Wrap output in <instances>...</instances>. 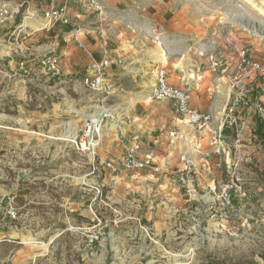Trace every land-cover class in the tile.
Instances as JSON below:
<instances>
[{
    "label": "rangeland",
    "instance_id": "obj_1",
    "mask_svg": "<svg viewBox=\"0 0 264 264\" xmlns=\"http://www.w3.org/2000/svg\"><path fill=\"white\" fill-rule=\"evenodd\" d=\"M51 1L0 0V199L14 194L18 205L16 221L0 220L24 238L0 243V264H264V123L256 115L225 128L229 163L214 171L194 158L193 187L172 169L175 181L147 187L139 204L117 190L114 177L128 170L121 165L128 136L119 131L131 121L120 109L141 85L131 76L143 53L156 60L160 50L178 52L198 67L218 54L234 66L244 49L264 64V0H99L101 9L89 0H55L68 2L73 22L47 29L42 16ZM100 17L104 38L93 29ZM33 18L37 28L26 25ZM78 26L87 42L96 38L123 58L116 92L103 106L113 114L102 116L96 158L77 146L98 112L97 95L82 86L87 66L71 74L61 67L60 84L15 73L19 47L26 59L37 52L27 39L41 43L36 35L47 30L51 44L57 36L64 43Z\"/></svg>",
    "mask_w": 264,
    "mask_h": 264
},
{
    "label": "built area",
    "instance_id": "obj_2",
    "mask_svg": "<svg viewBox=\"0 0 264 264\" xmlns=\"http://www.w3.org/2000/svg\"><path fill=\"white\" fill-rule=\"evenodd\" d=\"M89 4L94 9H101L99 0H89ZM73 16L66 1H51L43 10L42 19L44 28L51 29L58 23L68 24L73 22ZM105 18L100 17L93 23V29L100 37H105ZM85 26L76 27L70 34V41L80 49L86 50L84 39ZM23 29L19 32V36ZM22 58L17 62L15 73L20 77L28 78L35 75L46 78V81L53 84L64 83L66 78L61 70V59L68 54L67 48L57 50L56 46L33 52L30 55L33 59H26L27 49L19 47ZM211 72L221 75L223 68V56L211 54ZM122 59L115 61L109 53L100 59H93L86 67V73L82 77V86L95 93L94 104L96 109L104 108L108 100L115 94L116 87L112 82L111 68L113 64H121ZM225 73V72H224ZM43 74V75H41ZM150 76L154 79L152 83V97L157 101H169L176 110L180 126L167 131L168 143L171 146L181 144L182 166L175 170L177 181L189 187H193L194 179L192 174L198 172L194 158L201 156L204 161H210L214 156L220 160L216 166H222L223 156H225L224 131L227 127H232L237 123V115L242 112L254 114L264 123V64L257 61L246 50L238 52V59L232 72L227 74L229 88L228 99L225 102L222 115L215 116L212 113L199 111L192 107V95L195 89L204 79V75L196 67L189 68L180 77L178 84H171L168 80L169 71L165 66H155L149 70ZM103 115L98 126V118L95 115L86 121V132L77 143L78 148L88 156L96 158L97 147L99 146V128L103 122ZM121 138L126 136V132L119 131ZM204 142L209 149H205ZM125 156L121 165L128 170H136L139 174L142 170L150 169L152 172H160V168L151 164L150 158L141 160L138 156V148L135 139L125 140ZM109 166H112L110 163ZM113 167V166H112ZM114 168V167H113ZM222 199L230 203V196L225 191L221 195ZM0 214L4 219L14 222L18 218L17 196L8 194L0 199ZM2 218V219H3ZM16 227V226H14ZM91 239H98V235L93 233Z\"/></svg>",
    "mask_w": 264,
    "mask_h": 264
},
{
    "label": "crops",
    "instance_id": "obj_3",
    "mask_svg": "<svg viewBox=\"0 0 264 264\" xmlns=\"http://www.w3.org/2000/svg\"><path fill=\"white\" fill-rule=\"evenodd\" d=\"M45 32H47V30L36 35V37L41 40V43L38 42V44L37 41L34 40L35 37L27 39L24 43L32 44L30 48L32 50H36L37 52L53 46H56L57 50L64 47L67 48L68 54L63 56L61 59V67L64 68V72L66 74L76 73L78 68H85L93 59H100L106 53H109L114 61L118 58L123 60L120 55L115 59L112 57V55L119 53V50L111 52L109 46L106 47L95 37L92 43L90 41L92 40L91 37L89 38L90 43L85 39L87 48L86 50H83L71 43L70 34L67 37L63 36L64 41L67 40L64 43H61V40H58V36L56 35L57 41H55V44H51L49 35ZM148 56L147 52L143 53L142 60L144 63L134 66L135 68L131 77L139 78L136 82H139L141 85H137L138 89L137 87L135 88L136 90L134 91L136 92H133L134 96L132 100H130V98L127 99L126 97L125 99H122L120 113L125 117H129L131 122L125 121L121 130L126 132L129 140L135 139L140 159L145 160L147 157L150 158L152 161L151 164L159 167L160 172L155 175L156 173H153L150 169H144L140 172V174L136 170H120L117 174H114L117 182V190L121 191L124 189L129 194V197L133 200V202L142 201V199L145 198V189L147 187L151 188V186H157L158 181L160 180L166 181L164 185H167V181L169 180L170 182L168 183L172 184V181L174 182L175 180L174 177L170 176V170H177L183 164L181 158V144L179 146L169 145L166 136L167 131L180 126L178 114L169 101H157L153 99L152 83L154 79L150 76L149 70L155 66H165L169 71V82L176 85L178 84L180 77L183 76L189 68L196 67L203 73L204 79L197 89L194 90L191 105L199 111L209 112L213 115L220 116L223 113L225 102L228 99L229 82L228 77L225 75L232 72L234 68L232 64H227L226 62L223 64L224 69L222 70L226 74L222 72L224 75L218 76L211 72V57L209 62H206V64L202 67H198L194 65L191 66L192 63L181 57L178 52H170L167 56L165 55V61H161L160 59L150 60ZM117 65L118 64H113L111 68V79L114 84H116L114 80H117V78L115 79V68L119 70ZM226 78L227 81H225ZM127 84L133 85L134 83ZM144 88L145 93H141ZM244 113L245 115L243 117L238 115L237 118L243 119L246 124L249 120L247 117L248 112ZM120 142L119 138L116 137L115 144L120 147ZM237 143V146L240 145L239 141H237ZM204 147L205 149H209V146L205 142ZM238 150L241 152L240 149ZM236 156L238 157L239 155ZM198 157L199 156H196V159ZM101 158V160L104 161V158ZM219 160L220 159L218 157L214 156L207 162H211L215 171L216 167H219L216 166V163ZM222 160V165L225 162L229 163L230 152L226 151ZM203 173H205V170H203ZM149 178L150 181L153 180L150 183L146 180ZM11 239L20 240L24 238L23 235H21V230L19 228L6 225V222L1 219L0 243L10 242ZM33 239L38 238L35 237Z\"/></svg>",
    "mask_w": 264,
    "mask_h": 264
},
{
    "label": "bare ground",
    "instance_id": "obj_4",
    "mask_svg": "<svg viewBox=\"0 0 264 264\" xmlns=\"http://www.w3.org/2000/svg\"><path fill=\"white\" fill-rule=\"evenodd\" d=\"M30 17H31V16H30ZM26 25H27V26L30 25V26H32V27H34V28H37V27L39 26V20L33 18V19L30 20V21H26ZM157 54H158V59H160V60L165 59V55H166V53H165L164 50H160V51H158ZM114 112H115V111H114ZM112 114H113V110H112V108H108V109L100 108L99 111L95 114V117L98 118V122H99V123H98V126H99V124H100V122H101V120H102V119H100V116H101V115L112 116ZM90 115H91V114H90ZM99 130H101V125H100ZM72 141H75V139H73ZM33 241H34V240H33Z\"/></svg>",
    "mask_w": 264,
    "mask_h": 264
}]
</instances>
